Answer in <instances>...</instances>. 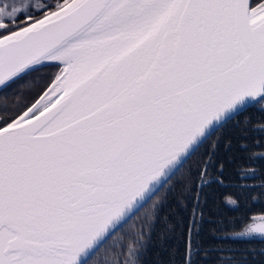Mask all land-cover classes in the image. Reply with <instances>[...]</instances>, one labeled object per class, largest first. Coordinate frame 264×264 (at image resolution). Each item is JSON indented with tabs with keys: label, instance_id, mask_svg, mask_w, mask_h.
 I'll use <instances>...</instances> for the list:
<instances>
[{
	"label": "snow or ice",
	"instance_id": "1",
	"mask_svg": "<svg viewBox=\"0 0 264 264\" xmlns=\"http://www.w3.org/2000/svg\"><path fill=\"white\" fill-rule=\"evenodd\" d=\"M6 8L0 89L58 72L0 118V264H97L206 142L198 176L209 175L214 133L248 106L264 111V0H58L23 20ZM191 216L184 264L199 255L195 205ZM253 234L264 238V223L235 233ZM142 241L137 230L105 264H138Z\"/></svg>",
	"mask_w": 264,
	"mask_h": 264
},
{
	"label": "trees",
	"instance_id": "2",
	"mask_svg": "<svg viewBox=\"0 0 264 264\" xmlns=\"http://www.w3.org/2000/svg\"><path fill=\"white\" fill-rule=\"evenodd\" d=\"M259 2L252 0L253 6ZM32 13L40 15L38 10ZM19 16L23 20V14ZM57 71L58 68L53 66L39 68L0 89V105L5 106L0 109V118H14L20 114ZM36 77L41 79L34 81ZM260 123H264V111L258 105L249 106L233 116L221 131L213 134L218 136V141L209 175L203 180L198 176L200 159L208 149L206 142L118 230L116 239L101 246L91 260L105 264L109 253L120 251V245L126 246L129 237L134 238V233L140 230L143 241L138 264H184L185 232L195 205L193 242L199 250V255L195 256L196 264H264V238L233 237L252 221L254 215L264 214V156H257L255 163L248 158L249 151L264 153V132L253 130V126ZM247 167L255 168V174H245ZM123 259L121 256V262Z\"/></svg>",
	"mask_w": 264,
	"mask_h": 264
},
{
	"label": "rangeland",
	"instance_id": "3",
	"mask_svg": "<svg viewBox=\"0 0 264 264\" xmlns=\"http://www.w3.org/2000/svg\"><path fill=\"white\" fill-rule=\"evenodd\" d=\"M58 0H0V8H5L9 13L13 12V8L16 9V12L13 15H19L23 13H32L36 10H39L46 5L56 3ZM40 77H36L34 81L40 80ZM4 104L0 105V109L4 108ZM264 223V214L254 215L252 221L241 231H246L257 224ZM239 233V232H238ZM233 237H261V234H253L250 236H236L235 233Z\"/></svg>",
	"mask_w": 264,
	"mask_h": 264
},
{
	"label": "water",
	"instance_id": "4",
	"mask_svg": "<svg viewBox=\"0 0 264 264\" xmlns=\"http://www.w3.org/2000/svg\"><path fill=\"white\" fill-rule=\"evenodd\" d=\"M258 4H259V3H258ZM258 4H256V5H258ZM256 5H254V6H256ZM57 72H58V71H57ZM50 83H51V81H50V82L48 83V85L43 89V91L37 96V98H38L41 94H43V92H44V91L50 86ZM37 98H36V99H37ZM34 101H35V100H34ZM34 101H33V102H34ZM33 102H32V103H33ZM29 106H30V105H29ZM248 107H249V106H248ZM26 108H27V107H26ZM26 108H25L24 110H26ZM246 108H247V107H246ZM24 110H23V111H24ZM242 110H244V109H242ZM242 110H241V111H242ZM23 111H22V112H23ZM22 112H21V113H22ZM21 113H20V114H21ZM18 115H19V114H18ZM14 118H15V117H14Z\"/></svg>",
	"mask_w": 264,
	"mask_h": 264
}]
</instances>
